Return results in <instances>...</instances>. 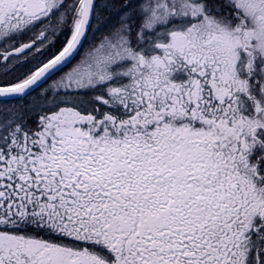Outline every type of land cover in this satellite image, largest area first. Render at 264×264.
I'll use <instances>...</instances> for the list:
<instances>
[{
	"label": "snow or ice",
	"instance_id": "snow-or-ice-1",
	"mask_svg": "<svg viewBox=\"0 0 264 264\" xmlns=\"http://www.w3.org/2000/svg\"><path fill=\"white\" fill-rule=\"evenodd\" d=\"M0 264H264V0H0Z\"/></svg>",
	"mask_w": 264,
	"mask_h": 264
}]
</instances>
